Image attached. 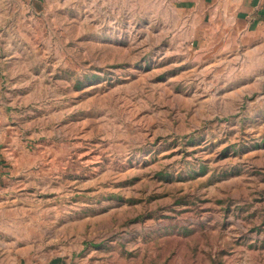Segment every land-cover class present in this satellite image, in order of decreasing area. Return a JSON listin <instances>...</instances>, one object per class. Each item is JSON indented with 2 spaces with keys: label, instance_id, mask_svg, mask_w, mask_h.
<instances>
[{
  "label": "rangeland",
  "instance_id": "rangeland-1",
  "mask_svg": "<svg viewBox=\"0 0 264 264\" xmlns=\"http://www.w3.org/2000/svg\"><path fill=\"white\" fill-rule=\"evenodd\" d=\"M218 21L0 0V264H264V30Z\"/></svg>",
  "mask_w": 264,
  "mask_h": 264
},
{
  "label": "crops",
  "instance_id": "crops-1",
  "mask_svg": "<svg viewBox=\"0 0 264 264\" xmlns=\"http://www.w3.org/2000/svg\"><path fill=\"white\" fill-rule=\"evenodd\" d=\"M184 11L205 20L210 17L215 27H221L228 19L243 21L247 31L264 30V0H172ZM204 17H201V16ZM196 17V16H195ZM196 20V19H195ZM263 27V28H262Z\"/></svg>",
  "mask_w": 264,
  "mask_h": 264
}]
</instances>
